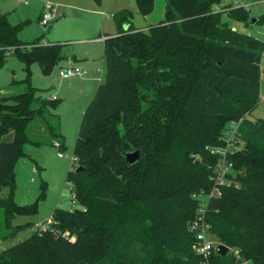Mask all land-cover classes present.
<instances>
[{
	"label": "trees",
	"instance_id": "16d2710c",
	"mask_svg": "<svg viewBox=\"0 0 264 264\" xmlns=\"http://www.w3.org/2000/svg\"><path fill=\"white\" fill-rule=\"evenodd\" d=\"M218 1L164 0L163 19L146 29L132 26L129 10L113 15L116 34L102 41L105 75L81 116L72 150L81 170L66 175L80 207H55L49 228L2 248L0 264H264V119L251 122L244 145L227 157L230 181L219 195H209L197 225H189L197 219L198 194L214 184L219 155L210 149L224 145L227 123L247 120L260 93L264 41L232 30L221 12H209ZM135 3L142 15L153 11L154 0ZM250 16L237 7L227 19L250 27ZM261 23L256 17L254 24ZM23 25L12 26L0 12V66L15 54L27 76L15 81L24 91L0 97V138L13 134L11 141H0V192L8 189L0 195V239L31 225L13 224L15 215L36 210L35 201L13 198L12 167L21 145L42 143L28 135L32 122L44 126L51 144L63 147L51 111L57 99L38 95L28 76L33 62L44 74L60 62L61 46L39 39L22 43L17 32ZM160 47L183 53L180 61L168 60L165 71ZM162 74L167 84L158 105ZM130 100L142 108L141 117ZM134 150L138 159L127 162L124 155ZM202 225L228 245L224 255L196 251Z\"/></svg>",
	"mask_w": 264,
	"mask_h": 264
},
{
	"label": "rangeland",
	"instance_id": "374dc122",
	"mask_svg": "<svg viewBox=\"0 0 264 264\" xmlns=\"http://www.w3.org/2000/svg\"><path fill=\"white\" fill-rule=\"evenodd\" d=\"M249 2L253 4H249ZM164 3V0H154L153 11L148 15H142L137 10L135 0H100L99 5L94 0H0V12L6 14L7 20L12 26L25 22V25L19 28L17 32V37L22 43L28 45L33 40L39 39L40 44L43 45L59 44L64 57H73L82 65L88 62L93 66L88 69L91 72L89 77L82 81L79 78L68 80L60 77L59 71L66 62L63 58L53 65L46 74L42 73L38 63L33 62L30 65L28 75L30 85L36 89L38 95L47 98L51 94L54 96L52 99H57L55 109L50 110L57 116L58 128L63 138V147L57 148L51 144L47 139V132L43 129L44 126L41 123L32 122L28 129V135L31 139H36L42 143L35 145L27 142L21 145L20 156L17 157L12 167L15 175L13 198L15 202L21 204L35 201L36 210L32 214H19L13 217V224L30 222L31 225L19 229L15 235L0 239V250L28 236L34 230L35 223H41L49 218L55 207L65 209L80 207L78 201L70 194V184L66 180V175L68 170H76L78 167L76 160H72V150L77 139L80 119L87 108V104L93 98L97 85L105 75L102 58L103 44L96 39L101 35L108 37L116 33V26L112 17L123 9L131 12L132 26L137 28L155 26L164 17ZM262 3L264 4V0H219L217 3L211 4L209 12H221L222 20H226L232 30L249 31L250 34L256 33L264 41V6ZM45 4L53 6L56 14L48 25L41 26L38 17ZM237 7L248 9L251 16L260 14L256 17H261L263 23L248 27L242 21L227 19V14L232 13ZM94 10L99 11V13ZM11 49L13 50L14 47ZM181 54L183 53L175 48L160 47L158 55L165 61L164 71L167 68V61L172 62L174 59L180 61ZM261 54L258 102L246 115V121H237V124L234 125L236 143L238 142L237 145L240 148L248 136L247 132L251 122L257 118L264 119V50ZM24 67L23 62L15 54H9L5 57L0 66V97L14 95L26 89L23 83L15 82L27 77ZM92 78L95 81L91 91H89L86 83ZM135 84L138 86L141 81ZM165 84H167V80L162 74L156 82L158 105L164 96L162 90ZM128 102L140 117L144 114L141 112L140 106L135 107L136 105H133L136 104L135 102L132 100ZM161 115L158 112L156 120ZM230 125V122L227 123L226 128ZM119 129L122 132V127ZM12 136L10 131L1 136L0 141H11ZM59 153L62 156H59ZM7 191V187H3L0 195L6 194ZM200 198L202 200L207 199L205 196H200ZM2 224V210L0 209V226ZM192 224L193 219L189 223L190 227ZM205 228V239L211 240L216 245L219 244L220 242L214 236H208V228ZM230 251L233 250L230 249Z\"/></svg>",
	"mask_w": 264,
	"mask_h": 264
},
{
	"label": "built area",
	"instance_id": "2783aa9c",
	"mask_svg": "<svg viewBox=\"0 0 264 264\" xmlns=\"http://www.w3.org/2000/svg\"><path fill=\"white\" fill-rule=\"evenodd\" d=\"M40 17H39V24L41 26L48 25L54 18H55V9L53 6L49 4H45L40 11ZM10 50V49H9ZM85 71L82 70L79 66H69V67H62L59 71V75L61 78H72V77H78V76H84ZM231 125L224 130V145L222 147L218 148H211V152L219 155V160L216 163L217 165L214 167L213 172L211 174V178L214 181V184L211 188V190L207 193H199L198 196H205L207 199L209 195H219L220 188L228 183L229 180V174L232 173L233 170V164L230 160L227 159L229 155H233L238 149L240 148L236 143V137H235V128L234 125L237 124V122L231 121ZM59 156H62V154L59 153ZM72 160H75V157H72ZM206 200H200V203L198 207L196 208L197 212V219L193 220V224L191 225V228L195 227L198 223V220L202 218V215L204 214V206H205ZM52 218L49 217L47 220L41 222V223H35L34 229L38 230H45L49 228V225L51 223ZM205 225L201 226V230L197 232V245H196V251L200 254H202L203 257H207L209 253L212 250H217V245L214 244L211 240H206L204 237L205 232ZM234 254L237 256V251L234 250Z\"/></svg>",
	"mask_w": 264,
	"mask_h": 264
},
{
	"label": "crops",
	"instance_id": "0c3cea01",
	"mask_svg": "<svg viewBox=\"0 0 264 264\" xmlns=\"http://www.w3.org/2000/svg\"><path fill=\"white\" fill-rule=\"evenodd\" d=\"M259 3H260V1H259ZM249 4H253V3H250L249 2ZM248 4V5H249ZM263 4V3H262ZM263 6H264V4H263ZM251 8H252V6H250ZM252 10V9H251ZM94 11H96V12H98L99 13V11H97V10H94ZM264 13V12H263ZM262 13V14H263ZM41 14V13H40ZM40 14H39V17H40ZM257 15H260V14H256L254 17H256ZM39 17H38V21H39ZM135 27V26H134ZM251 27V26H250ZM135 28H137V27H135ZM140 29H145L146 27H144V28H141V27H139ZM139 28H137V29H139ZM242 33H244V34H247V35H250V32L249 31H241ZM116 34V33H115ZM114 34V35H115ZM252 34V33H251ZM259 34V33H258ZM254 35H256V36H258L256 33L254 34ZM110 36V35H109ZM259 37V36H258ZM104 38H107V36L106 37H104L103 35H101V36H99V37H97V41H101V43H102V41H103V39ZM103 44V43H102ZM103 52V51H102ZM63 59H65L66 60V62H65V65L63 66V67H69V66H79L80 68H82V69H84V71H85V73H84V76H78V77H72V78H63V79H81L82 81H85V78L86 77H89V73H91L90 72V70H88V69H91L93 66H92V64H90V63H88V62H86V63H84V65H82V64H80V63H78V61H76V59H74L73 57L72 58H69V57H64L63 56ZM85 67V68H84ZM98 70V69H97ZM94 81H95V79H90V80H88V83H86L87 84V86H88V90L89 91H91V88L93 87V85H94ZM49 98H53L54 96H52L51 94L48 96ZM239 264H253L252 263V261L251 260H243V261H241V263H239Z\"/></svg>",
	"mask_w": 264,
	"mask_h": 264
},
{
	"label": "water",
	"instance_id": "95a60500",
	"mask_svg": "<svg viewBox=\"0 0 264 264\" xmlns=\"http://www.w3.org/2000/svg\"><path fill=\"white\" fill-rule=\"evenodd\" d=\"M94 1L96 2L97 5L100 4V0H94ZM255 20H256V17H254V16H250L249 19H248V23H249V25H253V24L255 23ZM124 26H125V28L127 27L126 25H124ZM124 157H125V160H126L127 162H134L135 160L138 159V157H139V152H137L136 150H134V151H128V152L124 155ZM80 167H81V166L76 167V171L81 170ZM228 249H229V247H228V245H226V244H223V243H219V244H217V250H218V252H219L220 254H222V255H224V254L228 251Z\"/></svg>",
	"mask_w": 264,
	"mask_h": 264
}]
</instances>
